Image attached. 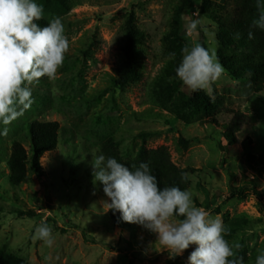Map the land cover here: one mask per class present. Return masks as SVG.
Listing matches in <instances>:
<instances>
[{
	"label": "rangeland",
	"instance_id": "rangeland-1",
	"mask_svg": "<svg viewBox=\"0 0 264 264\" xmlns=\"http://www.w3.org/2000/svg\"><path fill=\"white\" fill-rule=\"evenodd\" d=\"M179 1L37 0L45 10L37 23L44 27L61 17L70 49L56 76L33 86L36 102L31 109L10 125L7 136H0V264L176 262L155 234L129 223L122 234L111 224L103 204L107 197L102 185L94 183L91 166L92 156L109 139L123 162L134 158L142 145L164 147L179 169L193 170L187 190L197 207L224 224L227 219L247 220L246 228L225 239L244 264H255L257 250L264 249V196L250 190L242 197L230 195L231 188L248 181L255 182L257 192L264 190V84L259 89L245 75L233 78L226 71L210 93L183 86L169 53L194 44L228 58L247 52L221 48L217 26L200 12L203 0H192L185 11L177 10ZM211 1L209 12L227 15L242 9L240 0ZM197 11L202 24L189 35L186 25L197 18ZM131 13L146 36L140 43L138 80L120 87L114 81L122 57L121 28ZM212 119L216 125L208 124ZM33 121L59 124L57 147L39 160L41 177L29 173L24 183L12 187L10 147L20 142L30 152L27 125ZM235 121L240 129L229 145L220 133ZM142 133L157 134L144 140ZM249 156L261 161L256 169L261 175L249 168ZM17 211L35 217H19ZM42 223L54 229L52 248L35 238ZM182 263L188 264V258L183 256Z\"/></svg>",
	"mask_w": 264,
	"mask_h": 264
},
{
	"label": "clouds",
	"instance_id": "clouds-1",
	"mask_svg": "<svg viewBox=\"0 0 264 264\" xmlns=\"http://www.w3.org/2000/svg\"><path fill=\"white\" fill-rule=\"evenodd\" d=\"M256 7L258 18L250 27L264 31V0H256ZM44 15V7L37 0H0V136H7L10 125L31 109L36 102L33 86L42 78L53 79L70 49L62 18L53 17L41 27L37 21ZM193 16L197 18L186 25L189 35L202 24L198 11ZM248 38H253L251 30ZM168 58L174 60L176 53H169ZM175 72L183 86L210 93L226 69L215 48L194 44L182 48ZM92 157L94 183L102 185L107 197L104 206L118 212L123 222L155 234L171 259L194 245L188 264H244L243 257L235 258L236 252L225 239L228 228L223 220L197 207L190 191L179 186L161 188L150 162L129 167L103 153ZM187 175H182V181ZM35 238L52 248L53 227L42 223L35 230ZM257 251L255 264H264V249Z\"/></svg>",
	"mask_w": 264,
	"mask_h": 264
},
{
	"label": "trees",
	"instance_id": "trees-1",
	"mask_svg": "<svg viewBox=\"0 0 264 264\" xmlns=\"http://www.w3.org/2000/svg\"><path fill=\"white\" fill-rule=\"evenodd\" d=\"M214 3L211 0H203L200 12L207 16L217 26L216 41L223 50L225 49H243L246 53L245 57L228 58L218 55L220 62L226 71L233 77L238 78L245 75L253 82H257L259 89L264 84V31L260 29L251 28L253 19L258 18V9L256 7V0H240L242 9L234 11L231 14L221 15L213 10L209 12L210 5ZM192 5V0H180L177 7L178 11H185ZM253 32V38H248V32ZM123 36V44L121 46L122 57L117 67V78L115 84L120 87H125L134 81H137L140 73L138 68L141 64L140 57V43L146 36L143 31L136 27L134 15L131 13L124 25L121 28ZM239 34V38H237ZM168 40L164 39V43ZM176 58L170 60L169 63L175 67L179 65L181 57V49L175 50ZM46 80L42 78L41 81ZM199 100L206 105L205 99L199 97ZM204 106V105H203ZM209 125H216L215 120H211ZM239 123L236 121L232 124L222 126L223 132L220 133L226 142L234 144V134L240 129ZM28 139L30 142V152L28 153L20 142L12 143L10 147V155L8 159V169L10 171L9 180L12 187H16L24 183L29 178V173L33 176L41 177L43 172L41 170L39 160L47 153L55 151L58 142V135L60 126L56 122H38L33 121L27 125ZM157 133H142L139 136L144 140L147 137H152ZM101 153L105 156L115 157L119 162L131 167L132 165H139L141 162H150L153 175L159 181L161 188L167 186H179L182 190L188 189V183L182 181L181 177L184 173H194L191 169H179L173 162L169 151L160 147L157 149H147L142 145L134 158L127 162H123L120 158L119 151L113 140H107L101 145ZM248 165L251 170H255L258 175L262 174V170H256L261 161L255 157L249 156ZM250 190L258 197L264 196V190L257 192L254 181L246 182L245 186L240 188H231V198L242 197L244 192ZM206 206L209 208L210 202L205 199ZM19 217L33 218L35 215L31 212L23 213L17 211ZM108 217L111 224L120 229L122 234H126L123 229L125 222L120 219V214L108 210ZM247 220L244 217L236 219L225 220V225L228 228L226 236H231L238 229H244L247 226ZM85 236V235H84ZM195 246H190L183 256L188 258ZM182 258L175 257L176 262L171 264H183ZM238 258V257H235ZM231 259V258H230Z\"/></svg>",
	"mask_w": 264,
	"mask_h": 264
}]
</instances>
